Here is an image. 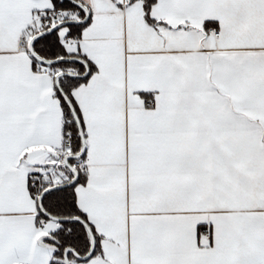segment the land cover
Returning <instances> with one entry per match:
<instances>
[{
	"label": "snow or ice",
	"instance_id": "obj_1",
	"mask_svg": "<svg viewBox=\"0 0 264 264\" xmlns=\"http://www.w3.org/2000/svg\"><path fill=\"white\" fill-rule=\"evenodd\" d=\"M0 264H264V0H0Z\"/></svg>",
	"mask_w": 264,
	"mask_h": 264
}]
</instances>
